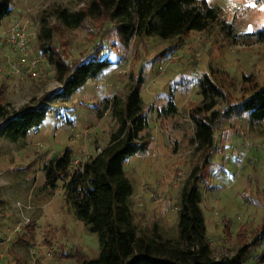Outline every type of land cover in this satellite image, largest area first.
Masks as SVG:
<instances>
[{
    "label": "rangeland",
    "instance_id": "obj_1",
    "mask_svg": "<svg viewBox=\"0 0 264 264\" xmlns=\"http://www.w3.org/2000/svg\"><path fill=\"white\" fill-rule=\"evenodd\" d=\"M88 1L13 0L12 13L0 26V104L9 111L26 104L46 110L38 130L25 138L11 142L0 135V264H78L80 255L98 257L96 235L75 216L60 184L54 192L44 187L43 166L69 149L71 168H77L107 145L117 123L109 111L98 118L97 110L104 99H124L130 78H143L140 97L148 118L143 135L149 142L145 153L123 162L132 188V224L139 234L155 228L169 240L177 239L182 187L201 164V153L190 142V116L201 101L198 80L209 75L220 84L225 100L216 110L221 112L236 105L253 84H264V43L247 37L264 28L263 1L205 0L219 8L220 22L233 25L237 42L214 24L175 39H133L127 46L104 19L68 30L49 15L55 7L78 11ZM41 26L51 29L49 46L68 63L83 60L96 45L104 49L109 69L68 97L53 100L61 84L40 53ZM12 29L24 34L22 50L8 42ZM170 97L177 115L157 119L156 111ZM196 186L213 257H232L243 242L251 245L257 238L243 262L264 264L259 260L264 256V122L251 126L244 114L221 119Z\"/></svg>",
    "mask_w": 264,
    "mask_h": 264
},
{
    "label": "trees",
    "instance_id": "obj_2",
    "mask_svg": "<svg viewBox=\"0 0 264 264\" xmlns=\"http://www.w3.org/2000/svg\"><path fill=\"white\" fill-rule=\"evenodd\" d=\"M12 1L0 0V26L12 13ZM49 15L68 30L80 28L87 20L104 19L108 29L126 46L133 39L152 36L165 40L203 32L214 24H218L226 39L238 41L233 25L220 22L219 8L205 0H89L78 11L55 7ZM247 37L264 43V28ZM37 39L40 53L45 55L54 69L56 81L61 84L60 92L54 95L53 100L68 97L87 81L99 78L111 65L108 58L102 56L104 49L100 47L97 50L96 45L83 60L68 63L49 46L52 33L45 26H41ZM243 82L252 83L249 78H244ZM142 84L141 76L135 81L130 78L124 99L113 96L110 100H103L97 117L109 111L117 128L95 157L71 168V151L66 149L60 157L50 159L43 166L44 187L54 192L60 184L75 216L97 237L98 257L89 260L80 255L78 264H245L248 249L255 246L258 239L251 245L243 242L232 257L215 259L205 237L200 207L202 196L196 183L200 171L209 164L214 150L215 129L221 119L244 114L251 126L264 122V84H253L236 105L221 112L216 110L225 100L220 84L209 75L198 80L201 101L190 116L194 125L190 142L194 150L201 153V164L192 168L181 190L176 240L161 238L155 228L149 234H139L132 224L129 204L132 188L123 173V162L127 157L145 153L149 146L143 135L148 128V118L140 97ZM176 115L177 108L171 97L164 107L156 111L157 119ZM45 116L46 110L41 105L26 104L9 111L0 104V135L16 142L30 131L38 130ZM259 260L264 261V256Z\"/></svg>",
    "mask_w": 264,
    "mask_h": 264
},
{
    "label": "built area",
    "instance_id": "obj_3",
    "mask_svg": "<svg viewBox=\"0 0 264 264\" xmlns=\"http://www.w3.org/2000/svg\"><path fill=\"white\" fill-rule=\"evenodd\" d=\"M20 29L21 28H18V30H20ZM14 30L13 29L11 30V34H10V37L8 39V42L15 49L22 50L25 47V44H26V42L24 41V34L23 33L19 34L18 32L15 33ZM31 68H33L32 64H31L29 69H31ZM33 75H34V73H33Z\"/></svg>",
    "mask_w": 264,
    "mask_h": 264
}]
</instances>
